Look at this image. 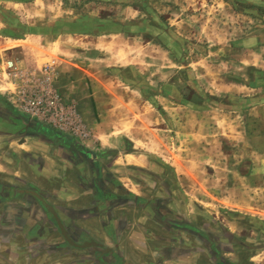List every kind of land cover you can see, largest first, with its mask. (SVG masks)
<instances>
[{
  "label": "rangeland",
  "instance_id": "374dc122",
  "mask_svg": "<svg viewBox=\"0 0 264 264\" xmlns=\"http://www.w3.org/2000/svg\"><path fill=\"white\" fill-rule=\"evenodd\" d=\"M11 2L0 0L10 38L0 94L12 109L30 118L19 93L49 83L88 131L64 136L98 150L126 133L150 158V190L158 183L199 231H219V256L264 264V110H252L264 103L260 1ZM72 24L83 33H59Z\"/></svg>",
  "mask_w": 264,
  "mask_h": 264
},
{
  "label": "crops",
  "instance_id": "0c3cea01",
  "mask_svg": "<svg viewBox=\"0 0 264 264\" xmlns=\"http://www.w3.org/2000/svg\"><path fill=\"white\" fill-rule=\"evenodd\" d=\"M259 1L264 8V0ZM72 25L75 30L59 33H83ZM0 39L3 50L4 39L10 38ZM252 110H264V103ZM2 121L11 132H0V264L218 263L211 249L218 240L211 236V245L204 243L208 231L174 211L158 183L150 190L143 178L152 172L150 158L134 151L126 133L113 147L85 149L21 115L0 94ZM43 131L65 145L74 143L92 155V162L72 161L65 147L39 135ZM107 159H112L109 165ZM213 233L219 231L208 234ZM236 255L224 250L221 258L242 264Z\"/></svg>",
  "mask_w": 264,
  "mask_h": 264
},
{
  "label": "built area",
  "instance_id": "2783aa9c",
  "mask_svg": "<svg viewBox=\"0 0 264 264\" xmlns=\"http://www.w3.org/2000/svg\"><path fill=\"white\" fill-rule=\"evenodd\" d=\"M21 111L31 119L75 138H87L88 131L81 123L73 101L62 99L49 83L35 82L19 93Z\"/></svg>",
  "mask_w": 264,
  "mask_h": 264
},
{
  "label": "flooded vegetation",
  "instance_id": "af4514ba",
  "mask_svg": "<svg viewBox=\"0 0 264 264\" xmlns=\"http://www.w3.org/2000/svg\"><path fill=\"white\" fill-rule=\"evenodd\" d=\"M105 27V25H102V27H100V28H104ZM6 131H10L11 132V129H9V126H7L6 125V122H4V121H2V122H0V132H6ZM23 133H24V131H23ZM33 133L35 134V132L33 131ZM40 136H42L44 139H46L47 141H49V142H53V143H55V144H58L59 146H61V147H65L66 149H67V151L69 152V156H70V158H72L71 160L72 161H74V162H78V163H80V159H84L85 161H87L88 163H91L92 162V159H91V157H92V155H88L85 151H83L82 149H80L79 147H77V146H75L74 145V143H67L66 145L62 142V141H60L56 136H54V137H56L55 139H52L48 134H46L44 131L41 133V134H39ZM161 201H164V200H161ZM156 213V212H155ZM196 231V230H195ZM214 240H216V239H214ZM211 235H207V234H205L204 235V243H207V244H210L211 243ZM217 244H215V243H213L214 244V246H213V248H211V249H214V250H212L214 253H215V255H216V260H217V264H227V262L225 261V260H223L222 258H221V256H219V251H220V247H218V246H216V245H219V242L217 241L216 242ZM211 245V244H210ZM228 264H230V263H228Z\"/></svg>",
  "mask_w": 264,
  "mask_h": 264
},
{
  "label": "bare ground",
  "instance_id": "6f19581e",
  "mask_svg": "<svg viewBox=\"0 0 264 264\" xmlns=\"http://www.w3.org/2000/svg\"><path fill=\"white\" fill-rule=\"evenodd\" d=\"M127 160H128V161H133V160H134V157H132V156H128Z\"/></svg>",
  "mask_w": 264,
  "mask_h": 264
}]
</instances>
